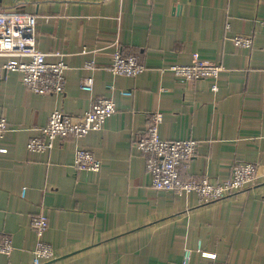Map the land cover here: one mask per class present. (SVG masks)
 I'll return each mask as SVG.
<instances>
[{
	"label": "crops",
	"instance_id": "crops-1",
	"mask_svg": "<svg viewBox=\"0 0 264 264\" xmlns=\"http://www.w3.org/2000/svg\"><path fill=\"white\" fill-rule=\"evenodd\" d=\"M16 10L39 16V49L69 68L61 95L39 94L17 72L0 71V116L8 120L0 233L14 245L0 264L35 263L31 221L41 211L55 255L43 264H264V0H0V11ZM238 35L252 37V47L237 46ZM117 51L146 70L113 74ZM194 54L223 66L218 91L212 79L163 71ZM86 76L95 78L91 94L81 88ZM106 97L117 111L100 129L59 139L47 152L28 150L53 111L80 116ZM156 112L164 115L162 138L198 142L183 179L220 183L250 162L259 182L207 204L196 193L154 188L137 141ZM79 146L102 159L100 172L76 169Z\"/></svg>",
	"mask_w": 264,
	"mask_h": 264
},
{
	"label": "built area",
	"instance_id": "built-area-1",
	"mask_svg": "<svg viewBox=\"0 0 264 264\" xmlns=\"http://www.w3.org/2000/svg\"><path fill=\"white\" fill-rule=\"evenodd\" d=\"M39 16L25 11H0V58L6 61L0 64V71L17 72L22 83L30 90L39 94H57L65 92L66 71L68 64L61 59L58 62L47 61V53L38 46ZM264 30V21L262 22ZM234 42L237 46L250 48L253 38L238 35ZM60 56L61 53H54ZM95 70V61L86 65ZM108 70L115 75L137 77L145 70V64L137 56H125L117 51L113 54ZM172 71L177 77L188 80L212 79V89L219 90L218 80L224 68L220 64L207 62L193 55L190 64H174L163 71ZM95 78L86 76L81 81L84 91L93 93ZM129 96L131 92L123 91ZM117 111L113 98H99L94 100L91 108L80 116L71 115L61 110L51 113L46 126L41 128L39 135L28 142L30 152H47L55 147V142L69 136L77 139L85 138L91 131L100 129L104 123ZM162 112H156L150 117V124L146 134L137 141V148L147 156L146 167L152 176V185L157 190L174 191L178 195L196 193L201 203L207 204L220 201L232 193L244 190L259 182L258 167L250 162H238L232 176L218 183H211L208 179L202 181L185 180L181 177L180 168L188 165L195 157L198 142L194 139L169 140L160 135L163 122ZM8 130V120L0 116V141ZM4 151V150H2ZM103 161L95 152L85 146H79L74 155V166L79 172H100ZM24 194L26 190L24 189ZM31 226L36 234V243L32 250L35 263L43 264L52 260L54 249L44 240L49 230V218L44 212H39L32 218ZM14 251L12 238L0 233V254L10 256ZM189 252L187 258H189Z\"/></svg>",
	"mask_w": 264,
	"mask_h": 264
}]
</instances>
